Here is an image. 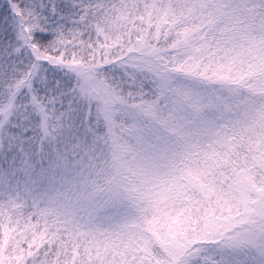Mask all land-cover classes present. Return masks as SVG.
<instances>
[{
	"label": "snow or ice",
	"instance_id": "snow-or-ice-1",
	"mask_svg": "<svg viewBox=\"0 0 264 264\" xmlns=\"http://www.w3.org/2000/svg\"><path fill=\"white\" fill-rule=\"evenodd\" d=\"M0 264H264V0H0Z\"/></svg>",
	"mask_w": 264,
	"mask_h": 264
}]
</instances>
